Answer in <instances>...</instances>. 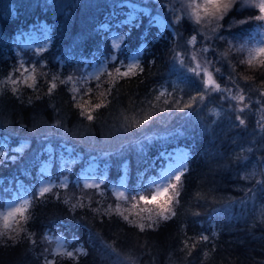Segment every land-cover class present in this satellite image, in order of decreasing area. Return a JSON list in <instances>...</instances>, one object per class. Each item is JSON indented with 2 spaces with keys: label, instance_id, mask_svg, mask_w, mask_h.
I'll return each instance as SVG.
<instances>
[{
  "label": "trees",
  "instance_id": "1",
  "mask_svg": "<svg viewBox=\"0 0 264 264\" xmlns=\"http://www.w3.org/2000/svg\"><path fill=\"white\" fill-rule=\"evenodd\" d=\"M125 11L118 0H0V81L21 63L31 67L39 61L47 73L39 77L38 90L21 87L17 95L11 85L0 84V149L9 157L0 166V196L24 188L22 183L35 186L49 164L56 180L62 161L67 162L63 175L69 186L57 189L61 200L49 196L33 202L25 227L34 234L35 245L24 233L16 243L0 242V264H44L46 255L57 264H264V132L253 113L261 107L259 93L246 91L251 98V111L243 114L247 127L236 126L239 113L219 98L221 93H212L185 112L164 113L150 131L142 129L140 134L131 135L128 129L142 110L152 113L150 105H155L156 112L164 107L154 100L157 89L172 92L170 101L188 102L202 85L179 63H173L170 55L171 48L177 43L183 47L184 40L193 34L191 25L160 31L140 14L133 22L121 25ZM253 14L258 11L237 7L223 23ZM43 28L49 40L37 55L40 49L28 48L21 40ZM112 29L126 33L119 49L109 44ZM256 29L253 22L233 29V35L223 34L226 40L228 36L242 39ZM177 32L184 39L178 40ZM216 46L218 53L227 48L222 41H216ZM136 52L144 72L110 82L106 73L114 72L111 56L118 55L116 66H124ZM104 54L110 61L101 80L91 85L92 100L98 102L99 93L107 89L111 95L106 106L94 113L96 119L89 122L79 116L70 89L82 84L89 87V82L84 84L89 81L87 71ZM217 59L222 69L218 82L234 87L228 84L229 63L238 62L239 54L232 51L229 61ZM239 71L253 75L245 66H239ZM53 74L72 75L74 81L58 86L49 96L47 81ZM254 77L253 88L262 79L259 71ZM239 86L247 88L242 79ZM145 135L151 138L147 143H143ZM176 147L189 151L180 205L174 217L154 229L140 231L119 216L95 215L88 208L73 212L70 204L63 203V199L75 203L79 198L103 213L113 204L112 193L125 164L126 193L135 194L142 183L147 186L159 174L162 153ZM92 162L94 174L103 184L100 190H87L85 195L80 185L86 166ZM245 175L250 178L241 179ZM101 191L104 195L98 194ZM28 194L32 197L30 191ZM45 235L63 236L74 251L82 248L87 255H78L73 261L44 253L49 245ZM201 235L209 239L200 241ZM186 242L190 254L184 248Z\"/></svg>",
  "mask_w": 264,
  "mask_h": 264
},
{
  "label": "snow or ice",
  "instance_id": "2",
  "mask_svg": "<svg viewBox=\"0 0 264 264\" xmlns=\"http://www.w3.org/2000/svg\"><path fill=\"white\" fill-rule=\"evenodd\" d=\"M237 6L240 8L256 9L258 10V14L249 15L243 19L232 18L225 25L223 21ZM182 8L183 15L174 16L171 23L180 25L186 17L194 25L199 27L194 28L193 34L184 40L183 47H180L177 43V46L171 48L170 55L173 63H179L182 69L200 82L202 88H198L196 94L189 97L188 102H184L183 99L170 101L169 97L174 95L172 92L157 89L154 100L155 102H162L164 107H160L159 111L156 112L155 105H150L153 108L152 113L142 110L141 117L137 118L128 131L131 135L140 134L142 129L145 132L150 131L159 122L164 113H171L174 110L185 112V110L193 108L197 102L205 101L206 97L212 93H221L219 98L227 102L232 111L239 113L235 117V120L238 122L236 126L247 127L246 118L243 114L251 111V98L246 94V91H256L260 97L257 103L261 105L257 109L261 114L257 125L264 132V39L258 40L255 45L250 46L249 42V44L240 43L237 46V42L231 39L226 40L223 34L227 32L229 35H233V29L255 22L257 29L260 30V34L264 35V0H187L186 3H182ZM164 27L168 28L169 25L165 24ZM176 37L178 40L184 39L179 32L176 33ZM123 39L124 37H118L113 41L112 47L119 49L121 44L118 41ZM216 41L224 42L227 45L226 50L218 53V46L214 47ZM233 50L240 57L238 62L229 63L231 71L228 73V84L234 85V87H222L217 79L222 74L221 67L217 66V57L220 61H229L230 54ZM42 51L43 49H40L37 55ZM208 54H211L213 58L209 59ZM111 60L114 62L112 65L114 72L110 71L106 74L112 83H115L120 78H131L137 76L138 73L142 74L144 72V68L138 62L128 63L126 66H116L119 64V56L115 54L111 56ZM239 66H245L247 73H253V75H241ZM38 68L40 71H38ZM42 69L43 65L39 61L31 67L21 63L18 67H14L0 81V84L5 86L11 85V91L14 95L19 94L21 87L38 90L39 77L41 75L47 76V73H44ZM103 71L101 69V72ZM257 71L260 72L262 79L259 86L253 88V85L256 83L254 73ZM94 79L100 81L101 76L97 74L94 76ZM241 79L247 88L239 86V80ZM73 81L74 77L72 75H68L67 77L59 74L51 75L47 81V95L51 96L58 86H67L72 84ZM87 83L88 81L85 80L84 84ZM96 87L99 88V84ZM70 91L73 94V104L79 110V116L87 119L89 122L96 119L94 113L106 106L105 100L111 95L110 89L101 91L99 93V101L93 102L94 89L91 86L84 88L82 84L79 87H72ZM40 98L39 96L36 97V99ZM29 103H31V99ZM57 126H59V122ZM150 139V137L145 135L143 137V143L149 142ZM8 158L7 151H0V166H3V162ZM11 159L15 160L16 157L12 156ZM187 171V167L181 164L180 168L170 169L168 172L162 174L159 181L150 179L148 186L142 183L135 194L131 191L128 193L125 191H115L112 193L114 198L113 204L105 208L103 213H101L99 208L93 207L91 204L86 205L83 199L76 198L75 203H71L69 199H63V203L66 205L70 204L69 210L73 212L77 208H88L95 215L119 216L123 221L138 227L140 231L154 229L161 222L168 221L177 214L175 209L180 205L183 178ZM249 178V175L241 177V179ZM102 184L103 181L99 183L89 182L85 178L80 187L85 192V195H87V190H93L95 192L101 189ZM68 187L65 181H61L59 184H54L49 181L48 183L41 184L32 193L31 199L23 198L19 202L8 206L6 211L0 212V242L11 241L12 243H16L22 238L21 233H24V238L31 240L35 245L36 241L32 239L34 234L29 233L25 227L26 223L31 219L30 209L33 202L47 199L49 196L61 200V194L57 189L67 190ZM98 194L104 195L102 191ZM88 199L91 201V197H88ZM195 215L199 214L196 213ZM130 216L132 217L131 219ZM3 238H6V240ZM44 239L49 240L50 237L45 235ZM208 239L209 237L207 235H201L199 237L200 241H207ZM56 240L57 248L50 253L53 257H66L75 261L78 255H87L82 248H77L75 251H68L65 242L60 241L58 237ZM192 247H195V242H193ZM184 248L189 254L191 253V248L187 242L184 244ZM48 251V249H45V252ZM44 264H57V262L55 259H49L46 255L44 256Z\"/></svg>",
  "mask_w": 264,
  "mask_h": 264
},
{
  "label": "rangeland",
  "instance_id": "3",
  "mask_svg": "<svg viewBox=\"0 0 264 264\" xmlns=\"http://www.w3.org/2000/svg\"><path fill=\"white\" fill-rule=\"evenodd\" d=\"M186 2H187V0H124V5H126L128 8V13H127V17L124 19V21L121 25L133 22L135 14H140V15L148 16L150 19V22H153V24H155L158 27V29H159V27L163 29V28H165L164 27L165 24H168L169 26L174 25L171 23V21L174 19V16H182L183 15L182 3H186ZM237 7H239V6H237ZM185 24L191 25L192 29L199 27V26L194 25V23L191 20H188L186 17L184 20H182L180 25H174V26H175V28H178V27H183ZM105 27L108 28L107 26H105ZM125 36H126V34L123 33V31L112 30L108 34L109 44L112 46L114 40H116L118 37H124V39H125ZM228 39H231V40H234L235 42H237V46H239L240 43L249 44V42H250V46H251V45H255L258 40L264 39V35H261L260 30L256 29L248 37H245L242 39L241 38L237 39V38H234V37L231 38V36H228L227 40ZM48 40H49V38L47 35V31L45 28H43L40 33H36L35 35H33V37L31 36V37L27 38V41H25L24 43L30 48L34 47L33 49H40V48H45L47 46L46 44L48 43ZM123 40H120L118 42L121 44ZM233 51H235V50H233ZM208 56H209V59L213 58L211 56V54H208ZM138 60H139V54L138 55L135 54L128 59L126 64L138 62ZM109 61H110V57L108 55L104 54L96 62H94L92 64L91 68L87 71L89 86H91L96 81L94 79L95 75H97V74L100 75L101 73H103L106 70V68L108 67ZM126 64H125V66H126ZM101 69H103L104 71L101 72ZM222 87H224V86H222ZM228 87H230V86H228ZM260 115L261 114L257 111V109H255V117H256L257 121L260 119ZM0 151H2V150L0 149ZM187 157H188L187 151H185L184 149H174V150L170 151L168 154L165 155L166 166L164 167L163 171L161 172V175L164 174L165 172H168L170 169L180 168L181 164L186 165V167H187V161H186ZM44 171H45V176L42 177L41 182L37 185L35 190L41 184L48 183L49 181L53 182L51 180L50 167H49V169L44 168ZM94 171H95V166H90L89 170L84 171V174L86 175L85 178H87L89 182L99 183L100 180L94 174ZM126 174H127V170L124 171L122 178H124L126 176ZM85 178H83V181L85 180ZM159 179H160V177L156 178L157 181H159ZM61 181H63V180L62 179L59 180V183ZM125 183H126V181H125ZM148 185H149V183H148ZM115 191H125V186L123 185V183L120 182L118 184L117 188H115L114 192ZM3 197L4 196H2L1 198H3ZM24 198H26V197L24 196ZM21 199H23V198L18 196V194H16L15 192H13V197L10 199H7L4 206H3V204L0 203V212L6 211L8 206L12 205L15 202H19ZM2 200H0V202ZM49 237L51 238L49 240L51 252H52V250L57 248V240H56L57 237L60 239V241L65 242V246H66V249L68 251H73V247L70 246L69 242L65 239V237H60V236H56V235L55 236H49Z\"/></svg>",
  "mask_w": 264,
  "mask_h": 264
},
{
  "label": "bare ground",
  "instance_id": "4",
  "mask_svg": "<svg viewBox=\"0 0 264 264\" xmlns=\"http://www.w3.org/2000/svg\"><path fill=\"white\" fill-rule=\"evenodd\" d=\"M259 108H260V107H259ZM257 109H258V108H257ZM253 113L255 114V110H254V112H253ZM45 249H46V248H45ZM45 249H43L44 253H46V252H45Z\"/></svg>",
  "mask_w": 264,
  "mask_h": 264
}]
</instances>
